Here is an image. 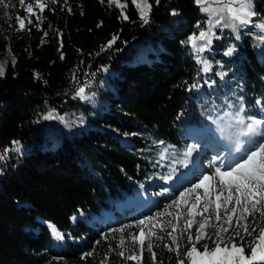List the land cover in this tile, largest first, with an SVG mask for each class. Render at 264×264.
Listing matches in <instances>:
<instances>
[{"label":"trees","instance_id":"16d2710c","mask_svg":"<svg viewBox=\"0 0 264 264\" xmlns=\"http://www.w3.org/2000/svg\"><path fill=\"white\" fill-rule=\"evenodd\" d=\"M20 1L8 11L0 5V264H138L125 259L139 250L128 239L139 233L135 220L93 231L82 222L75 229L71 219L142 183L163 147H179L180 131L203 112L264 98V0H252L255 14L235 29L214 23L222 0H205L206 11L195 0H148V23L132 0H120L127 20L108 0H44L43 11L37 0ZM29 4L36 15L27 13ZM210 19L203 51L183 43L207 32ZM49 113L55 118L43 119ZM189 199L179 219L181 206L168 207L177 199L155 211L173 213L160 220L176 224L173 235ZM44 222L85 242L57 252ZM162 243L173 250L153 246L155 262L142 252L140 264H173L189 246L186 235L178 250Z\"/></svg>","mask_w":264,"mask_h":264},{"label":"snow or ice","instance_id":"6c2138e0","mask_svg":"<svg viewBox=\"0 0 264 264\" xmlns=\"http://www.w3.org/2000/svg\"><path fill=\"white\" fill-rule=\"evenodd\" d=\"M4 0H0L2 4ZM103 2V0H101ZM159 3V0H156ZM197 5L201 6L202 11L207 9L203 7L205 0H195ZM223 8L220 9L221 15L215 18V25H221L222 21H227L223 24L224 27H232L235 29L236 24L234 22L238 21L240 24H248L249 18L252 17L255 13L252 11V0H222ZM24 3V0H21V4ZM109 5L115 4L117 7L121 8V15L123 19L127 20L128 17L124 15L123 9L127 7L126 4H122L120 0H108ZM132 3L137 7L140 19L144 23H148V13L151 11V5L148 4V0H132ZM238 4V7H233L232 5ZM36 7L40 11H43L45 8L44 0H37ZM27 13L30 15H36L34 12L33 5L29 4L26 9ZM176 13L173 12V15ZM39 20V17L37 16ZM28 23L31 24V19L28 20ZM210 27L207 32L201 31L199 36H189L186 41L183 43L191 44L194 47L196 52L204 50V46L211 43L210 33L212 30V20L209 21ZM25 25L23 21H20V28L18 30L24 29ZM264 29V25L260 26ZM47 35V33H45ZM115 39V38H114ZM197 40L204 41L203 46L197 47L195 42ZM113 41L109 42V46ZM231 50L228 54H230ZM15 63V61H13ZM204 71H208V66L205 64ZM5 74V68L3 65H0V77ZM84 92V89L81 88L78 95H81ZM84 98V97H82ZM259 103V102H258ZM243 111V108L240 109ZM225 116L229 119L230 123L228 126L240 127V130L237 131L233 136H229L234 143L235 152L241 153L236 157L232 163H226V157L217 156L211 162V167L214 169L212 173H205L202 178L194 183L190 188L185 189L180 192L177 200H174L171 205L168 207L171 208L173 205H179L180 203H187L183 198L186 193H194L197 189H204L203 196L197 195L194 202L190 207L187 208L188 219L184 224V227L180 229V235H173L177 232L176 224H171V221H168V224H171V231L167 233L168 237L172 241V245H175L177 250L182 246L181 242L184 235L187 236V243L191 246L188 251L185 253V257L188 261V264H264V229H261L259 235L256 236L253 240L254 246H251V253H245V247L243 245L245 236H252L255 229L249 231L248 224L250 221L247 217L255 218V215L258 211L257 205L264 202V140L260 142H252L251 148H242V145L248 143L242 141L241 137L248 136L249 134H254L257 131V126L261 125V120L251 119L250 122L245 124L244 118L240 115V112L235 114L226 113ZM55 118L52 113L44 116L43 119H52ZM63 120V117H59ZM222 131L224 129H221ZM15 145H18V142H13ZM18 150V149H17ZM196 151V146L191 145L184 152V160L181 163L187 165L189 158L192 153ZM3 157H0L2 159ZM214 178H218L215 187L213 186ZM165 179H171V176L165 177ZM227 191V195L223 197V203H221V193ZM233 192L235 196L233 197ZM215 195V201L211 200L210 197ZM234 206L228 210L229 202L233 201ZM201 200L203 204L201 205ZM214 204V208H210ZM198 206L202 207V212L198 210ZM224 209V214L226 217V223L228 227H223L222 225L218 227L214 237L207 236L205 233L206 227H209V219L212 214L215 213V219L220 221L222 219L220 212L221 209ZM203 213H208L209 216L200 223L199 227L195 230V235L190 231L192 229L195 220L194 216L202 215ZM164 215L172 216L173 213L167 212H157L154 216H146L143 219H140L135 222L136 226L139 228V234H130L128 239L135 244H139L141 247V252L145 245V241L148 237L155 236L156 239H163V236L158 235L153 229L157 227V223H152L158 221V219ZM179 213L176 214L177 219H179ZM235 217V223L237 231H235L231 236H229V241L226 242L221 238V233L228 234L231 227L233 218ZM243 221V234H241L240 227L241 222ZM149 223L150 227L148 228L147 233H145V224ZM168 224L160 225V232H164ZM53 232V235L58 239H62V235L59 231L56 230L55 226H50ZM124 227H128L127 225ZM114 231L123 232L124 228L116 229ZM106 239L107 237H102ZM207 238L211 244L215 245L210 247L209 244H203V251L199 250L198 245ZM239 239L241 243L238 245L235 241ZM229 242L230 246H229ZM125 243V240L122 238L117 244V248H120L121 245ZM223 245V246H222ZM165 248H168L169 251L173 250L172 247L168 244L164 245ZM147 248L151 252L153 244L151 242L147 243ZM179 254V252H178ZM93 255V253H85L82 256V259L87 256ZM118 255L124 257L123 250L118 252ZM152 258L155 262L156 253L152 252ZM127 260H135L138 257L134 254L128 255L125 257ZM177 264H185L184 259H178Z\"/></svg>","mask_w":264,"mask_h":264},{"label":"rangeland","instance_id":"374dc122","mask_svg":"<svg viewBox=\"0 0 264 264\" xmlns=\"http://www.w3.org/2000/svg\"><path fill=\"white\" fill-rule=\"evenodd\" d=\"M17 1H20V0H4V2L2 3V4H0L1 6H3V8L6 10V11H8V10H10V9H14V5H15V3L17 2ZM21 2V1H20ZM218 5L219 4H217L216 3V5H213L214 7L213 8H211L212 10H215V9H217V7H218ZM143 42H145V41H142V42H139V43H135V44H133L132 46H131V49H135V48H137V47H143ZM137 45H139V46H137ZM264 55V54H263ZM86 82H84L83 84H85ZM81 84L79 83H77V86H80ZM93 86H94V82H91V83H88L87 84V87H89V88H93ZM229 109H227V111L225 112V114L226 113H229V111H228ZM244 111V110H243ZM246 111H248V112H250V110L248 109V110H246ZM255 113H256V111H254ZM263 111H261L260 113H262ZM90 119H94L95 118V116H94V114L93 113H91L90 114ZM42 121V120H41ZM264 140V139H263ZM257 143H258V141H257ZM171 149H174V148H170V150ZM174 153V152H173ZM175 154V153H174ZM165 159H169V155H168V153H167V151L165 150V151H163L162 153H161V155H160V157H159V162H161V161H164ZM207 163H209V160H204L203 161V163H202V170H203V172H205V173H211V172H209V171H205V169H204V166L206 165V166H210V165H207ZM175 165V163L174 162H172L171 164H170V166L171 167H173ZM163 167H164V165H163V163H160V167L158 168V173L159 172H161L162 170H163ZM167 170H169V169H167ZM201 174V173H200ZM201 176H202V174H201ZM201 176H200V178L199 179H197V180H194V182L193 183H191L189 186H187V187H185L184 189H182L181 191H184L185 189H187V188H190L194 183H196V182H198L200 179H201ZM215 180L216 181H213V186L215 187V185H216V182H217V180H218V178H215ZM196 181V182H195ZM145 190H146V193H145V196L143 195V194H136L137 192H141V193H144L145 192ZM199 191V193L197 194V192ZM203 192H204V189L203 188H201V189H197L194 193H191V195L189 196V194L188 193H186V195H188V196H185L184 197V200H185V198H187V197H190V199H189V201H188V205L186 206V208H185V219H184V221H182L181 223H182V225H183V227H184V224H185V222L187 221V219H188V216H187V208L188 207H190L191 206V204L194 202V200H195V197L197 196V195H199V196H203ZM133 193H135L136 195H135V198L134 199H136V201H137V203H139V206H140V210H143V206L144 205H146L147 203H149V196H148V191H147V189H141V186H137V187H135L133 190H131V193L130 194H126V193H121L114 201H108V200H106L105 202H106V206H114V209L113 210H115V206L119 203V201H126V202H128V203H132V199L130 198V196H133ZM227 195V191H224L223 193H221V203H223V197L224 196H226ZM166 196H168V194H166ZM235 196V193L233 192V197ZM144 197H146V198H144ZM144 198V199H143ZM143 199V200H142ZM168 199V198H167ZM210 199L211 200H213V201H215V195L213 194L211 197H210ZM142 200V201H141ZM171 199H168V200H165L164 202H162L161 204H159L158 206H164V204L165 203H169V201H170ZM166 204V205H167ZM183 203H180L179 204V206H181ZM203 204V200H201V205ZM229 209L228 210H230L231 209V207H233L234 206V199H233V201H231V202H229ZM142 206V207H141ZM157 206V207H158ZM210 208H214V204L213 205H211L210 206ZM223 209V208H222ZM221 209V212H220V215H221V217H222V219L220 220V221H217L216 219H215V213H213L212 214V216H211V218L209 219V227H206V229L204 230L205 231V233H206V237L207 236H213L214 237V235H215V233H216V231L218 230V227L219 226H223V227H228L229 225H228V223H226L225 221H226V217H225V214H224V210H222ZM257 209H258V211H257V213H256V215H255V218H253V217H247V219L250 221V223L248 224V228H249V231H252V229H255V231L253 232V234H252V236H246V237H244V241H243V245H244V247H245V253L246 254H250L251 253V246H254V244L252 243L253 242V240H254V238L256 237V236H258L259 235V232H260V230L261 229H264V202H261V204H259V205H257ZM127 210H135L134 208L132 209L131 207H128L127 208ZM180 210H182V206H181V209H178V211L180 212ZM198 210H200L201 212H202V207H199L198 206ZM136 211V210H135ZM144 211V210H143ZM153 211L154 210H151L150 212H145L146 214H149L148 216H150V215H152V216H154L155 214L153 213ZM104 213L105 215H107L108 214V212H106V210H104V209H101L100 210V212L99 213ZM209 216V214L208 213H203L202 215H197V216H194L193 217V219L195 220V223L193 224V226H192V229L190 230L192 233H193V235H195V230H196V228H198L199 227V225H200V223L201 222H203V220L205 219V218H207ZM107 217H108V215H107ZM137 218H135V219H137V221L138 220H140V219H143L144 217H146V216H141V214L139 215H137L136 216ZM93 219H95L96 221L97 220H100V217L99 218H96V217H92V220ZM77 220H81V221H83L84 222V224H87L88 223V221L87 220H90V218H87V220H86V218H84V217H82V216H76V217H73L72 219H71V221H72V224H76L77 223ZM161 217L158 219V221H154V222H152V223H157V227L155 228V229H153L156 233H158L159 231H160V225L161 224H163L161 221ZM214 222H216L217 224H216V226H214L213 228H211L212 227V224L214 223ZM95 223V222H94ZM87 225H89V224H87ZM91 225H94V226H97L96 224H91ZM51 226V225H50ZM49 226V227H50ZM144 228H145V233H147V231H148V228L150 227V224L149 223H147L146 222V224L143 226ZM49 229H51V227L49 228ZM52 231V230H51ZM168 231L169 230H167V227L165 228V230H164V232H162V235L161 236H163V239H156V237L155 236H152V237H148L147 238V240L145 241V245H144V248H143V252H150L149 250H148V248H147V243L148 242H151L152 244H153V246H155L157 249H164L165 247H164V244L165 243H162V240H165V241H170V242H172L171 241V239L168 237V235H167V233H168ZM235 231H237V228H236V223H235V217L233 218V222H232V227H231V229H230V233H228V234H224V233H221V238H222V236H227L226 237V242H228L229 241V236H231ZM240 231H241V234H243V221L241 222V227H240ZM139 232V231H138ZM139 234V233H138ZM62 235V234H61ZM159 235V234H158ZM52 237H53V240H55V248L57 249V250H63L64 249V243H65V241L66 242H71L72 243V245H70L69 246V249H71V248H73L74 247V245H75V248H77V247H79V246H81L83 243H84V240L83 239H76V238H68V239H66V237H64L63 235H62V239H58L56 236H54L53 234H52ZM230 243L231 242H229V246H230ZM235 243H237L238 245L241 243V241L239 240V239H237L236 241H235ZM203 244H209L210 245V247H214L215 245H213V244H211L210 243V241L207 239V238H205L202 242H201V244L200 245H198V247L199 248H201L202 250H203V247H202V245ZM191 245L189 244V246H188V248H187V250H186V252L188 251V249H189V247H190ZM223 246V245H222ZM137 252H135L134 253V255H136L137 257H138V259H135L134 261L135 262H137L138 264H140L141 263V254H142V252H141V247H140V245L137 243ZM151 252H154V249H152L151 250ZM178 259H184L185 260V257H184V255H182V256H180V255H173V260H172V262H173V264H177V261H178ZM153 264H163L162 262H156V263H153Z\"/></svg>","mask_w":264,"mask_h":264},{"label":"bare ground","instance_id":"6f19581e","mask_svg":"<svg viewBox=\"0 0 264 264\" xmlns=\"http://www.w3.org/2000/svg\"><path fill=\"white\" fill-rule=\"evenodd\" d=\"M207 165H208V164H207ZM204 169H205V171H209V170H210L209 172H211V173L214 171V169H213L211 166H206V165H205V166H204ZM202 171H203V170H202ZM200 173H201V172H200ZM200 173H198V174L195 175L194 180H197V179L200 178V176H201ZM202 176H203V175H202ZM202 176H201V178H202ZM213 181H216L215 178H214ZM229 233H230V232H229ZM225 235H226V234H225ZM226 237H227V236H222V239H224V240L226 241V240H227ZM245 237H246V236H245ZM227 238H228V237H227Z\"/></svg>","mask_w":264,"mask_h":264}]
</instances>
